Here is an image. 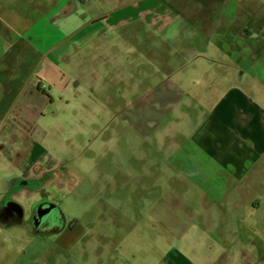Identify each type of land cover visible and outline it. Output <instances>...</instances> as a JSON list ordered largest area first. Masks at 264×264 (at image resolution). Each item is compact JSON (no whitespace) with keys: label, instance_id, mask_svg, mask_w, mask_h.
<instances>
[{"label":"rangeland","instance_id":"374dc122","mask_svg":"<svg viewBox=\"0 0 264 264\" xmlns=\"http://www.w3.org/2000/svg\"><path fill=\"white\" fill-rule=\"evenodd\" d=\"M51 1L54 0H28L26 5L14 3L12 9L29 22L37 23L41 21L43 11L52 6ZM167 1L173 13H168L156 24L136 19L128 31L119 33V55L116 56L119 62L113 65L112 70L110 67L104 69L103 59L87 64V68H99L96 74H90L87 69L69 77L74 63L62 61L60 67L55 68L49 61H43L46 58L37 55L38 47L29 44L23 37L14 41L11 36H5V30L0 26V35L4 33L8 39L5 49L10 57L8 68L2 66L0 70V144L19 140L18 128L25 127L29 145L47 148L52 161H62L65 156L81 160L85 169L81 181H76L74 186L64 191L50 190L49 194L50 200L60 206L68 225L73 224L77 232L89 229L91 233L85 242L75 239V233L61 238L59 245L66 250L62 252L57 250L55 238L40 241L19 230L0 229V264H156L169 251L168 243L173 241L169 240L170 230L176 236L179 232L183 236L179 243L182 257H191L193 264L198 263L200 248L194 244V238L198 232L205 236L203 230L198 231L201 226L189 222L188 228H185L170 223L164 208L159 210L157 206H151L158 194L149 195L144 189L147 186L155 189L161 183L173 185L172 176L178 170L175 161H179L173 158V154L178 148L191 146L186 141L190 140L193 129L203 124L213 112L221 119L232 121L234 116L239 115V110L230 104L229 97L219 95L221 90H214L212 96L200 92L207 90L203 87L206 80L216 84L212 89L220 87L222 77L218 75L224 69L221 66L223 62L214 63V58L206 49L207 26L212 23V16L206 15L201 8L209 6L212 0ZM190 8L193 9L192 20L196 24L205 23V26H180L188 20L186 12ZM245 18L249 16L245 15ZM7 25L10 31L22 28L18 17ZM228 27L236 31L234 35L239 39L246 37L245 29L256 38L258 36L253 29L264 28V15L252 27L244 24ZM218 34L223 32L218 31ZM125 48L128 53L132 51L128 74ZM194 53H198L196 57ZM39 61L43 64V73L37 69ZM61 72L68 73L64 78L65 89L72 85L70 91L58 95L51 86L53 78ZM138 72H143V77L140 78ZM223 78L228 79L226 75ZM168 81L166 84L171 93L159 96L156 101L151 100L156 89ZM42 85L47 89L39 90ZM39 94L49 101L53 99V105L41 107L46 111L36 113L19 111L22 105L35 100L38 104L44 103ZM146 100L148 107L152 108L149 116L163 118L164 122L154 134L143 136V128L130 125L131 128L127 129L123 121L138 112V104L143 106ZM251 100L257 107L256 112L260 115L264 113V96L256 92ZM41 113L47 118L38 119ZM47 121L52 125L48 132L43 129ZM157 121L146 122V128L151 130L154 124H158ZM78 135L86 136V140L88 137L98 140L112 137L104 150H98L96 157H90V154L84 153L85 145L77 151L70 150ZM162 138H165L162 143L164 156L159 152ZM17 149L18 146L12 142L8 145L7 154L14 157ZM10 156L0 160V178L9 175L2 181L0 192L14 200L11 195L18 191L7 192V186L20 180L17 174L23 169H30L37 161L32 155L26 164L19 163L15 169V158L11 160ZM198 169L204 176L205 167ZM178 179L189 184L192 205L202 199L200 189L183 180L181 174ZM47 180L49 176H46ZM29 199L20 195L16 201L30 207L32 199ZM153 215L157 224H154ZM254 219L260 221L262 214L254 215ZM160 220L167 222L159 224ZM245 224L250 227L249 222ZM165 232L167 240L162 239ZM208 235L217 240V235ZM225 241L230 240L225 238ZM232 245L225 264H260L257 257L238 250L239 242H232Z\"/></svg>","mask_w":264,"mask_h":264},{"label":"crops","instance_id":"0c3cea01","mask_svg":"<svg viewBox=\"0 0 264 264\" xmlns=\"http://www.w3.org/2000/svg\"><path fill=\"white\" fill-rule=\"evenodd\" d=\"M15 2L16 0H0V6L2 4L3 11L11 14V7ZM51 5L47 11H43L41 21L31 22L30 42L33 46L38 47L39 52L37 55H40L42 59L46 58L43 61H49L55 68H59L62 61H65L66 64L74 63L69 77H74L77 74L82 63L89 64L101 59L105 64L104 69L110 67L112 70L113 65H117L119 62L116 56L119 55L120 32L123 34V31H128L131 23L136 19L143 20L146 24L151 22L156 24L161 18H165L168 13L174 12L167 0H90L89 3H85L83 0H54L51 1ZM193 9H187L188 20L184 25L180 24L181 27L196 28L205 26V23L196 24L192 20L191 17L194 18ZM201 9L206 15L212 16V23L207 26L208 34L205 43L206 49L209 55L214 58L215 63L219 59H223V62L238 63L240 60L251 61L255 59L259 62L264 58L263 27L253 29L258 36L256 38L252 37L251 31L245 29L246 37L241 36L243 39L237 38L234 35L236 31L230 30L228 27L229 25L230 27H236L242 24L247 27L254 26V23L262 19V15H264V3L255 0H212L209 6L204 5ZM245 15H248L249 18L246 19ZM205 19L206 17L203 18V20ZM221 20L226 21V23L224 24ZM218 31L223 32V34H218ZM192 45L193 43H191ZM123 50L127 52L124 53V56H127L125 68L128 74L131 69L132 61L130 57L132 51L128 53L126 48ZM135 52L138 53V51ZM92 53L95 54L94 57L90 56ZM197 54L194 53L193 56L196 57ZM207 58L212 60L211 57ZM41 61H39L37 69L43 73V61ZM87 69H89L90 74L99 73V68L90 67ZM225 72L224 69L219 72L218 76L221 75L222 77L220 87L217 86L216 89L200 92L202 95L212 96L214 90H221L222 92H218L219 95L229 97L230 104L237 107L239 115L234 116L235 118L230 121L229 119L219 118L213 112L203 124L194 128L190 141L193 144L195 143L196 155L192 157L184 156L183 161L188 164L191 161L192 166L188 169L190 165H185L181 172L188 169L187 174L183 173L184 180H188L203 194L210 184L214 185L212 205L214 207H224V214L214 213L213 225L209 230V234L217 235L222 232L225 238L232 240V242H239L238 250L244 254L243 247H248L246 245L247 230H241L237 226V222L243 219L240 206L243 198L239 191L244 183L243 181L225 182L220 180L216 173L232 166L237 169V175L241 174L244 162L248 158L247 141L254 143L258 149L264 152V113L258 114L256 112L257 107L250 101V97L255 96L256 92L264 96V83H261V87H259L258 82L254 87L252 86L253 83L242 86L241 83L233 84L229 79L223 78ZM64 73L61 72L57 78H53V87L64 84V78L68 74ZM209 84L210 82L206 80V88ZM244 86L247 87L244 89ZM40 88L42 89L43 85ZM262 107L264 108V104ZM209 163L212 164L211 167H209ZM198 167H205L204 175L206 177L199 176L203 174ZM260 175V178L264 179V172H261ZM192 179L199 180L200 183L197 185L192 182ZM247 187L249 186L247 185ZM189 188V184L185 181L182 185V189L185 191L183 194L184 204L188 205L197 215L201 212L199 208L202 199L192 205L189 198L191 194ZM182 215L187 228L188 217L184 213ZM200 222H204V218H201ZM72 233H75V239L87 238L90 235L87 229L82 232H77L76 229ZM67 235L69 236V234ZM71 244L74 247V243ZM249 248L251 247L249 246ZM230 250L225 251L222 264H225ZM171 253H173L171 256H169L170 254L166 255L165 262L162 264H177L178 259L189 264L182 257L181 252L172 251ZM249 253L254 254L251 256H259L257 250L251 249ZM259 260L260 264L264 263V259L259 257Z\"/></svg>","mask_w":264,"mask_h":264},{"label":"flooded vegetation","instance_id":"af4514ba","mask_svg":"<svg viewBox=\"0 0 264 264\" xmlns=\"http://www.w3.org/2000/svg\"><path fill=\"white\" fill-rule=\"evenodd\" d=\"M83 1L85 3H89L90 0ZM255 1L264 3V0ZM15 3L24 5L29 4L28 0H16ZM2 7L3 5L1 4L0 26H2L5 30V36H11V39L14 41L19 40L20 37H23L26 41H28L29 44H31V22L21 17V15L18 14L14 9L11 10V14L10 12L5 13ZM15 17H18L22 22L21 30L18 29L20 31H10L7 27V24L13 23ZM7 40L8 39L4 37V33H2V36L0 35V70L2 66L4 68H8V62L10 60V57L6 55L5 49V43ZM15 48H17V46ZM223 61V59H219L218 62ZM263 62L264 58L259 62L256 59L251 61L240 60L238 63L223 62L221 63V66L226 71L224 75H226L233 84L241 83L240 85L242 86L247 83H253L252 86H254L258 82V84H260L259 87H261V83H264ZM223 65H226L227 67H223ZM14 66L15 65H13V67ZM87 66L88 65L86 62L82 63L77 74H80V72L83 70H87ZM139 74L140 78L143 77V72ZM166 83H169V81L164 82L158 89H156V93L151 95V100L156 101L159 99V96H168V94L171 93V90ZM71 85L68 86L67 89H65L64 84L58 87L51 86V88H55L57 92L56 94L60 95L64 93V91H70ZM214 85L215 84L210 82L207 91H210ZM204 87L206 88V84ZM246 87L247 86H244V88ZM42 89L46 90L47 88L43 86ZM42 89L39 87V90ZM39 95V99L44 101V103L38 104V101L35 100L34 103L22 105V108L19 109V111L26 110L31 113H36L38 111H46V109H42L41 107L53 105V99L49 101L47 97H44L41 94ZM250 101H252L251 97ZM138 106V112H134L132 117L126 120L128 124L123 121L125 127L127 129L131 128L130 125L141 127L143 128V136L146 134H154V132H156L159 126L164 122L163 118L149 116V112L152 111V108H150V106L148 107V100L143 103V106L140 104H138ZM45 118L47 117H45L42 113L38 117V119ZM153 120H158V124H154L151 130L147 129L145 123L151 122ZM51 128L52 125L49 123V121H47L43 126V129L46 132H48ZM18 131L20 133L19 140L0 144V160L5 156H10L7 154L8 145L14 142L18 146V149L15 152L14 157L10 156L9 158H11V160L12 158H15V169L18 168L17 165L19 163L22 165L26 164L32 155L37 163L30 169H23L22 172H19L17 176L20 177V180H17L16 183L7 186V192L18 191L16 194L11 195L15 201L4 197L6 194H1L2 181L9 175L0 178V229L5 231L19 230L28 233L32 239L40 241H45L48 238H55L54 244L57 246V250L66 252V250L60 247L59 241L67 234L75 231L76 227H74L73 224L68 225L66 223L60 206L50 200L49 191H64L69 186H74L76 181H81L82 172H84L85 169L82 166L81 160H78L77 158H70V156H65L62 161H52L48 157L49 151L47 148L29 145L28 132L25 127L18 128ZM111 137L112 136L108 137L107 139L99 140L97 138L88 137L86 140V136L78 135L73 140L70 150L77 151V149L85 145L84 153L90 154V157H96L97 151L104 150L107 147V141ZM164 142L165 138H162L160 141L161 146L159 151L162 156L165 155V148L163 149L162 147V143ZM186 142H189L191 146L183 149L178 148L173 154V158H177L179 160L175 161V163L178 164V170L175 171V176H172L173 181H175L173 185L161 183L155 189L149 188L147 186L144 190L148 192L149 195H152L155 192L158 194L156 197H154L151 206H157L159 210L160 207L164 208L170 223L178 226H185L186 228L187 224L184 221L182 215L184 213L187 215L188 221L191 222L192 225L201 226L198 228V231L203 230L205 236L198 232V235H196L194 238V244L200 248V257L196 260L199 264H222V260L225 258V251L232 249V240L226 242L222 232L217 234V240L210 238L208 235L209 230L213 225L214 213L219 215L224 214V207H214L212 205L215 191L214 185L210 184L206 192L203 194L201 207L199 208L201 209V212L197 213V215L192 211V209H190L188 205L184 204L183 194L185 191L182 189V185L184 183L179 181L178 176L181 174V177L184 180V174H187L188 169H190L192 166V162L188 164L187 162L183 161L184 156H182V154L185 152L186 156L191 157L196 155V146L190 140ZM246 145L248 147V158L244 162V168L240 175H237V169L232 166H229L223 170H219L216 174L220 180L225 182L243 181L244 184L239 191V194L243 198L240 204L243 219L237 222V226L241 230H247L246 245L248 247H243L244 254H250L249 252L251 249L257 250L259 251L257 260L260 261L259 257L260 259H264V240H262V238H264V179L260 178L261 172H264V152L258 149L254 143L249 141H247ZM185 165L190 166L185 172H181ZM92 170H94V168ZM46 176H49V180L47 181ZM199 176L201 177L203 175L200 174ZM204 177L206 176L204 175ZM176 181H178V183H176ZM192 182L197 185L200 183L199 180L194 179H192ZM247 185L249 187H247ZM20 195L27 197V200H30L29 198H31L32 205L28 207L19 204L16 200L20 197ZM247 212H249V214ZM259 213L262 214V219L257 221L254 219V215L257 216ZM152 218L155 222L154 224H157V219L154 215ZM201 218H204V222H200ZM165 222H167V220H160L159 224H165ZM245 222H249L250 227H248ZM152 227L156 228V226ZM87 230L90 232L89 229ZM168 235L171 236L169 240H173L171 243H168L169 251L168 253L164 254L163 257L156 262V264H162L165 262L166 255L170 254L169 256H171V254H173L171 253L172 251H176L178 253L181 252L179 243L183 240V236L180 234V232L176 236L173 230H170ZM87 238H83L84 242ZM162 239L167 240V232H165ZM249 246L251 248H249ZM185 259L189 262V264H193L191 257ZM177 264L187 263L178 259Z\"/></svg>","mask_w":264,"mask_h":264}]
</instances>
